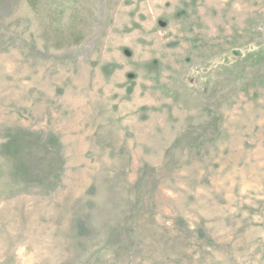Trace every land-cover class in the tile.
I'll use <instances>...</instances> for the list:
<instances>
[{
  "label": "rangeland",
  "instance_id": "1",
  "mask_svg": "<svg viewBox=\"0 0 264 264\" xmlns=\"http://www.w3.org/2000/svg\"><path fill=\"white\" fill-rule=\"evenodd\" d=\"M0 264H264V0H0Z\"/></svg>",
  "mask_w": 264,
  "mask_h": 264
}]
</instances>
